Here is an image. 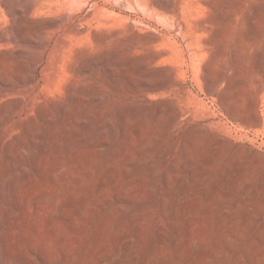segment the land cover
I'll use <instances>...</instances> for the list:
<instances>
[{"label":"rangeland","instance_id":"obj_1","mask_svg":"<svg viewBox=\"0 0 264 264\" xmlns=\"http://www.w3.org/2000/svg\"><path fill=\"white\" fill-rule=\"evenodd\" d=\"M0 193V264H264V0H0Z\"/></svg>","mask_w":264,"mask_h":264},{"label":"bare ground","instance_id":"obj_2","mask_svg":"<svg viewBox=\"0 0 264 264\" xmlns=\"http://www.w3.org/2000/svg\"><path fill=\"white\" fill-rule=\"evenodd\" d=\"M32 5H35V4H32ZM30 6H31V5L29 4V8H28V9H29V10H34V9H33V6H31V7H30ZM157 8H159V9H161V10L164 9L162 6H158ZM167 10H168V12L170 11L169 8H167ZM68 15H69V14H68ZM63 16L65 17V15H63ZM66 17H67V16H66ZM67 18H68V17H67ZM67 18H66V19H67ZM85 18H86V16H85ZM85 18H84V19H85ZM87 18H88V16H87ZM87 18H86V19H87ZM89 18H90V16H89ZM89 18H88V19H89ZM71 27H72V26H71ZM74 29H75V28H74ZM75 30H76V29H75ZM76 31H77V30H76ZM67 32H68V31H67ZM69 32H70V31H69ZM64 33H65V32H64ZM72 33H74V31H72ZM78 33H80V32H78ZM76 34H77V33H76ZM59 39H60V38H59ZM60 41H61V40H60ZM60 41H59V42H60ZM44 47H45V46H44ZM44 47H43V48H44ZM43 48H42V49H43ZM95 48H96V47H95ZM77 76H78V75H77ZM80 77H81V76H80ZM75 82H77V81H75ZM14 185H15V183H14ZM0 194H1V193H0ZM41 195H42V194H41ZM1 196H2V195H1ZM45 196H47V194H45ZM41 197H43V196H41ZM36 199H37V198H36ZM36 199H35V200H36ZM38 200H39V199H38ZM36 202H37V201H36ZM36 210H37V209H36ZM6 215H7V214H6ZM27 217H28V216H27ZM16 220H17V219H16ZM25 220H26V219H25ZM44 221H45V220H44ZM22 222H23V221H22ZM15 223H16V222H15ZM11 226H12V225H11ZM19 226H20V225H19ZM21 227H22V226H21ZM15 228H16V227H15ZM10 230H11V229H10ZM24 231H25V230H24ZM23 233H25V232H23ZM26 233H27V232H26ZM21 235H22V234H21ZM33 236H34V235H33ZM18 239H19V238H18ZM9 240H10V239H9ZM12 240H13V239H12ZM16 240H17V239H16ZM18 241H19V240H18ZM15 242H16V241H15ZM8 243H9V242H8ZM8 243H7V244H8ZM14 244H16V243H14ZM17 248H18V247H17ZM14 249H15V248H14ZM0 254H1V253H0ZM9 257H10V256H9ZM1 258H2V257H1Z\"/></svg>","mask_w":264,"mask_h":264}]
</instances>
